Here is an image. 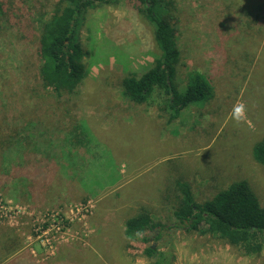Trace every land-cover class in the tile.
<instances>
[{"label":"rangeland","instance_id":"1","mask_svg":"<svg viewBox=\"0 0 264 264\" xmlns=\"http://www.w3.org/2000/svg\"><path fill=\"white\" fill-rule=\"evenodd\" d=\"M59 1L0 0V264L14 256L37 264H264V247L246 255L198 231L123 234L140 212L175 222L178 178L197 202L246 180L264 207V168L252 158L264 136V0H168L179 89L194 70L212 87L208 100L169 123L153 104L121 93L125 69H146L157 53L152 25L129 0L85 13L78 30L88 75L72 93L42 85L38 38ZM237 104L246 108L238 124ZM82 122L93 139L86 146L71 139ZM149 245L158 249L152 258L143 253Z\"/></svg>","mask_w":264,"mask_h":264},{"label":"trees","instance_id":"2","mask_svg":"<svg viewBox=\"0 0 264 264\" xmlns=\"http://www.w3.org/2000/svg\"><path fill=\"white\" fill-rule=\"evenodd\" d=\"M115 0H60L50 19L42 22L38 38L39 80L56 94L72 93L88 75L78 27L85 13ZM131 8L153 27L157 53L151 65L140 71L125 69L121 80L122 96L135 105L153 104L164 114L167 123L176 120L189 105L205 102L212 95L208 79L199 71H190L182 90L176 80L180 51L176 41L167 0H129ZM1 13V6H0ZM166 15H165V14ZM85 122L71 130V139L86 146L91 143ZM73 134V135H72ZM252 158L264 168V136L252 147ZM175 205L170 212L175 222L171 226L153 223L145 212L127 218L124 236L133 239L146 231L159 239L162 232L198 231L219 237L227 244L239 247L246 255L259 254L264 247V207L246 180L229 183L215 195L197 202L190 185L178 178L174 181ZM149 242L148 238H143ZM4 245V243H3ZM157 248L149 245L143 253L154 257ZM4 264H37L14 256ZM151 264H163L156 261Z\"/></svg>","mask_w":264,"mask_h":264},{"label":"clouds","instance_id":"3","mask_svg":"<svg viewBox=\"0 0 264 264\" xmlns=\"http://www.w3.org/2000/svg\"><path fill=\"white\" fill-rule=\"evenodd\" d=\"M232 119L238 124L245 119L246 108L243 104H237L232 110Z\"/></svg>","mask_w":264,"mask_h":264}]
</instances>
